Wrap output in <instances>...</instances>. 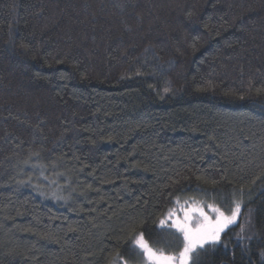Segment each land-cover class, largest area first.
I'll list each match as a JSON object with an SVG mask.
<instances>
[{"label": "trees", "instance_id": "obj_1", "mask_svg": "<svg viewBox=\"0 0 264 264\" xmlns=\"http://www.w3.org/2000/svg\"><path fill=\"white\" fill-rule=\"evenodd\" d=\"M264 264V0H0V264Z\"/></svg>", "mask_w": 264, "mask_h": 264}, {"label": "snow or ice", "instance_id": "obj_2", "mask_svg": "<svg viewBox=\"0 0 264 264\" xmlns=\"http://www.w3.org/2000/svg\"><path fill=\"white\" fill-rule=\"evenodd\" d=\"M208 207L215 213L217 218L212 220L203 211L201 207L194 206L191 211L199 213L200 220L197 222V227H191L190 221L192 219L188 211H185L184 219H176L172 227L176 228L183 235V248L179 255H167L162 251H156L149 246L148 242L144 239L143 234H140L135 239V245L143 251V254L149 264H190L192 253L197 248H203L205 244H215L220 241L221 233L236 222L240 214L241 204L235 202L234 207L231 209V215H226L220 211L219 208L208 205ZM184 211L183 209H181ZM174 212H170L169 216H174ZM165 220H161L160 224H165ZM126 264V262H123Z\"/></svg>", "mask_w": 264, "mask_h": 264}, {"label": "rangeland", "instance_id": "obj_3", "mask_svg": "<svg viewBox=\"0 0 264 264\" xmlns=\"http://www.w3.org/2000/svg\"><path fill=\"white\" fill-rule=\"evenodd\" d=\"M194 206H198V207H201L203 209V211L208 215V217H210L212 220H215L217 218V213L213 212L209 207H204V205L200 204V203H197V202H191V203H180V204H175V206H173L172 208H170V211L166 214V217H165V224L163 225H166L167 226V223H170L171 225L174 224L175 220L178 218L180 220H183L184 219V214H185V211H188L189 214L191 215L192 219L190 221V224H191V227L195 228L197 227V222L201 219L200 216H199V213L197 212H193L191 211L192 207ZM181 209H183L184 211H182ZM170 212H174L175 215L174 216H169V213ZM226 215H231V214H226ZM239 219V216L237 217V220L236 222L238 221ZM235 222V223H236ZM233 225V224H232ZM231 226V225H229ZM228 226V227H229ZM227 229V228H226ZM225 229V230H226ZM224 230V231H225ZM223 231V232H224ZM145 258V257H144ZM145 262L146 264H149V262L147 261V259L145 258ZM119 264V263H118ZM120 264H123V263H120Z\"/></svg>", "mask_w": 264, "mask_h": 264}]
</instances>
